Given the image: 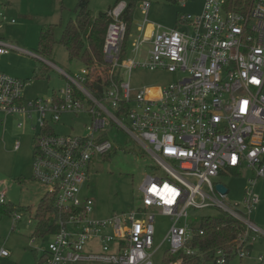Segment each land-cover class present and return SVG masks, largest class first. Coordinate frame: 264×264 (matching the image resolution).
<instances>
[{"label": "built area", "instance_id": "2783aa9c", "mask_svg": "<svg viewBox=\"0 0 264 264\" xmlns=\"http://www.w3.org/2000/svg\"><path fill=\"white\" fill-rule=\"evenodd\" d=\"M186 1L180 0L183 8ZM235 2L203 0L200 14L178 16V24L185 26L179 30L149 24L151 5L144 1L145 18L132 52L150 44L145 62L128 58V50L124 55L128 28L122 20L126 3H120L109 12L106 65L83 67L76 77L59 69L68 84L48 100H26L28 84L0 71V125L18 117L19 129L28 124L35 132L33 179L56 197L59 229L44 264H153L163 246L154 248L156 213L172 219L164 242L171 255L181 253L169 264H189L199 256L190 244L203 235L193 219L206 209L246 227L237 258L242 262L249 256L240 247L264 234L248 218L259 203L256 183L264 178V0ZM5 20L0 13V23ZM11 51L24 52L0 36V56ZM139 68L164 70L180 79L137 91L125 76L130 79ZM70 114L89 117L86 135L55 134L53 126ZM116 129L142 147L165 177L154 170L139 189V207L99 221L93 200L82 192L93 161L113 149L109 138ZM19 147L17 143L15 149ZM242 169L249 172L248 187L243 202L230 206L225 203L228 193L218 190L224 185L213 180ZM6 196L0 191V206ZM10 256L0 249V258ZM217 256L216 264H227L224 251Z\"/></svg>", "mask_w": 264, "mask_h": 264}, {"label": "rangeland", "instance_id": "374dc122", "mask_svg": "<svg viewBox=\"0 0 264 264\" xmlns=\"http://www.w3.org/2000/svg\"><path fill=\"white\" fill-rule=\"evenodd\" d=\"M61 1H64L63 6L60 5ZM78 1L0 0V13L6 16V20L0 23L1 38L28 53L11 51L1 56L0 71L28 84L24 89L26 100H48L55 94H61L68 80L61 75L59 69L72 77L79 75L83 69L81 62L70 61L68 52L60 44L54 46L50 57L40 55L38 47L41 30L49 25L61 24L55 32V39L59 42L66 24L76 17ZM116 1L89 0V10L93 17H98L101 13H107ZM144 1L151 5L149 24L168 29L183 30L185 26L178 24V16H196L203 7V0H187L185 8L181 4L167 3L164 0H135L131 26L133 36L128 43V58H135L138 62L149 59L151 49V45L145 43L137 53L132 52V42L140 35L138 28L145 18L141 11ZM12 20L15 23L12 24ZM179 79V75L164 70L148 71L142 68L134 70L130 79L125 76V81L129 80L131 87L137 91L144 88H164ZM150 93L154 94L153 90ZM3 119L0 115V120ZM18 121V117H10L0 125V191L7 193L5 205L0 206V249L11 252L10 258H0V264H37L53 240L52 236H35V216L47 190L33 179L35 132L28 124L19 129ZM89 122V117L85 115H63L60 123L55 124L53 129L59 136H84ZM109 139L113 143V149L106 156L93 161L89 181L82 192L84 198L93 200V214L99 221H109L115 215L139 207V189L145 177L153 174L154 170L159 176L165 177L164 171L157 167L152 158L126 132L113 130ZM17 143L20 144L18 150L15 149ZM228 173L213 182L226 187L228 197L225 203L232 206L243 202L250 175L246 169H242L239 176ZM255 193L259 197V203L248 218L264 232V178L257 181ZM216 196L220 198L218 193ZM156 214L154 248L161 244L163 246L154 256L153 264H162V258L168 250V244L164 241L173 223L170 217ZM197 214L200 218L220 213L206 209ZM17 217H20V221H15ZM260 258L264 259V234L254 243V249L248 257L242 262L236 258L229 264H259Z\"/></svg>", "mask_w": 264, "mask_h": 264}, {"label": "trees", "instance_id": "16d2710c", "mask_svg": "<svg viewBox=\"0 0 264 264\" xmlns=\"http://www.w3.org/2000/svg\"><path fill=\"white\" fill-rule=\"evenodd\" d=\"M167 3L180 4V0H164ZM241 0L235 2L239 5ZM126 3V9L122 15V20L127 25V37L125 42L124 55L128 50L129 35L132 33V19L135 8V0H117L107 13H101L98 17H93L89 10V0H79L76 8V17L70 20L62 33L59 42L55 39L56 29L59 25H49L43 27L39 38V54L50 57L56 44L62 45L68 52L70 61L77 60L85 68H92L95 65L105 66L103 56L104 40L109 24L112 22L109 12L120 3ZM63 5V3H62ZM239 172L230 171L228 174L239 176ZM55 195L46 193L41 200L35 216L36 230L35 236L46 238L53 236L59 229L58 217L55 210ZM5 205V204H3ZM193 225L203 231L202 236H196L190 247L198 249V257L192 259L189 264H216L218 251L227 254V264L237 258L238 240L246 232V227L236 220L224 215L203 216L193 219ZM252 253L254 243L246 242L240 247ZM179 255H171L167 250L163 257V264H169L178 259ZM45 263V255L38 259L37 264ZM264 264V259L259 262Z\"/></svg>", "mask_w": 264, "mask_h": 264}, {"label": "water", "instance_id": "95a60500", "mask_svg": "<svg viewBox=\"0 0 264 264\" xmlns=\"http://www.w3.org/2000/svg\"><path fill=\"white\" fill-rule=\"evenodd\" d=\"M218 190L222 193V194H227L228 190L226 188H224V186H218Z\"/></svg>", "mask_w": 264, "mask_h": 264}, {"label": "crops", "instance_id": "0c3cea01", "mask_svg": "<svg viewBox=\"0 0 264 264\" xmlns=\"http://www.w3.org/2000/svg\"><path fill=\"white\" fill-rule=\"evenodd\" d=\"M62 3H64V1H61V2H60V5H62ZM62 6H63V5H62ZM149 29H151V27H150ZM0 57H1V56H0ZM48 63H50V62H47V64H48ZM49 65H50V64H49ZM1 72H3V71H1ZM4 73H5V72H4ZM6 74H7V73H6ZM10 253H11V252H10ZM10 257H11V256H10ZM10 257H9V258H10Z\"/></svg>", "mask_w": 264, "mask_h": 264}]
</instances>
